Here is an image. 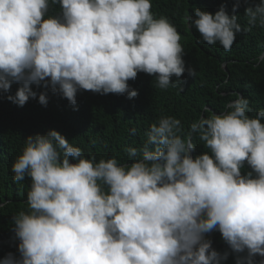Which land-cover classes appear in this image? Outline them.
Here are the masks:
<instances>
[{"label": "clouds", "instance_id": "1", "mask_svg": "<svg viewBox=\"0 0 264 264\" xmlns=\"http://www.w3.org/2000/svg\"><path fill=\"white\" fill-rule=\"evenodd\" d=\"M0 0V90L23 106L48 97L31 85L76 104L79 90L138 95V72L167 88L185 72L180 35L167 18L156 19L151 0ZM239 4L233 5V13ZM249 25L264 27V0L246 7ZM191 24L202 41L230 50L242 30L221 5L194 9ZM193 75V69H187ZM231 111L201 116L182 139L180 121L162 117L140 148H126L133 162L86 159L60 133L25 137L11 166L15 181L31 180L30 211L12 217L19 256L0 264H222L206 234L218 231L235 264H264V110L246 115L240 97ZM208 152L193 158L192 134ZM70 160L72 162H70ZM252 171L241 174L244 164ZM106 188V190H105ZM244 254V255H239Z\"/></svg>", "mask_w": 264, "mask_h": 264}, {"label": "trees", "instance_id": "2", "mask_svg": "<svg viewBox=\"0 0 264 264\" xmlns=\"http://www.w3.org/2000/svg\"><path fill=\"white\" fill-rule=\"evenodd\" d=\"M237 3L239 7L233 13V5ZM258 3L260 0H151L153 17L168 19L180 35L183 49L185 72L179 80L173 77L167 88L159 87L154 76L138 72L134 80L127 82L138 93L132 99L126 94L101 95L79 90L76 104L71 105L50 88L31 85L38 94H47L46 106L33 98L23 106L9 101L6 97L15 94L19 87L16 83L8 92L0 90V262L10 252L19 256L12 217L30 211L27 192L31 180L25 176L24 180L15 181L11 170L25 146V137L55 130L71 145L79 147L86 159L99 162L115 158L118 164L128 165L139 157L129 158L125 149L140 148L146 141L145 133L162 117L178 119L184 139L193 122H198L201 116L210 118L231 111L229 105L240 97L249 101L250 111L246 113L249 117L254 118L258 110H264V55L260 58L264 53V27L258 22L249 25L244 15L246 7ZM221 5L230 15L238 16L242 29H248L236 35L228 51L219 42L213 45L203 42L190 20L195 8L214 14ZM59 12V5L49 0L45 18ZM188 68L194 70L193 75L188 74ZM192 143L193 158L209 151L196 133L192 134ZM250 171L245 163L241 174ZM205 238L218 253L228 252L222 264H235L238 254L231 252L218 231L206 234ZM261 259L256 256L254 264Z\"/></svg>", "mask_w": 264, "mask_h": 264}, {"label": "water", "instance_id": "3", "mask_svg": "<svg viewBox=\"0 0 264 264\" xmlns=\"http://www.w3.org/2000/svg\"><path fill=\"white\" fill-rule=\"evenodd\" d=\"M264 55V53L261 55L260 58H262V56ZM223 69L225 70V64L222 65Z\"/></svg>", "mask_w": 264, "mask_h": 264}]
</instances>
